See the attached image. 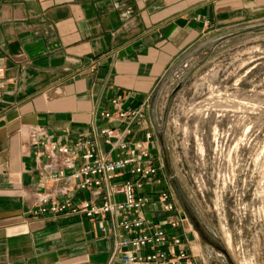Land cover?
Segmentation results:
<instances>
[{"label":"crops","instance_id":"0c3cea01","mask_svg":"<svg viewBox=\"0 0 264 264\" xmlns=\"http://www.w3.org/2000/svg\"><path fill=\"white\" fill-rule=\"evenodd\" d=\"M262 20L264 0H0V264H119L110 261L109 225L102 232L101 221L81 211L31 213L42 197L66 196L49 173L78 163L36 141L91 136L106 150L96 129L122 126L100 114L114 110L110 98L122 109L145 98L150 106L169 69L196 46ZM141 134L134 122L128 136ZM67 196L99 203L104 190L77 188ZM142 213L162 218L157 204ZM180 230L188 249L199 251L184 223Z\"/></svg>","mask_w":264,"mask_h":264},{"label":"rangeland","instance_id":"374dc122","mask_svg":"<svg viewBox=\"0 0 264 264\" xmlns=\"http://www.w3.org/2000/svg\"><path fill=\"white\" fill-rule=\"evenodd\" d=\"M206 41L152 95L158 172L209 264H264V20Z\"/></svg>","mask_w":264,"mask_h":264},{"label":"built area","instance_id":"2783aa9c","mask_svg":"<svg viewBox=\"0 0 264 264\" xmlns=\"http://www.w3.org/2000/svg\"><path fill=\"white\" fill-rule=\"evenodd\" d=\"M204 23L208 20L204 19ZM110 103L114 110H102L100 114L117 119L122 126L96 129L95 134L108 146L106 150L96 148L91 136H79L70 144L46 140L44 136L36 141L49 154H62L64 162L77 158L78 163L69 171L57 169L49 173L51 179L60 182V191L66 196L49 202L47 197H42L31 213L81 211L88 218L101 221L100 231L105 232L109 225L111 262L117 258L119 264H209L198 250L188 249V240L180 230L184 223L182 215L176 210L172 191L164 185L158 172L152 129L144 118L148 98L129 109L120 108L115 97L110 98ZM134 122L142 130L141 137L136 139L128 136ZM123 174L126 175L123 179H114ZM145 185L155 197L145 191ZM77 188L95 192L103 189L104 196L99 203L87 199L73 202L67 194ZM115 194L121 197L113 198ZM149 203L157 204L161 220L154 221L142 213L143 206Z\"/></svg>","mask_w":264,"mask_h":264},{"label":"water","instance_id":"95a60500","mask_svg":"<svg viewBox=\"0 0 264 264\" xmlns=\"http://www.w3.org/2000/svg\"><path fill=\"white\" fill-rule=\"evenodd\" d=\"M206 42H208V41H206ZM206 42H204L203 44H205ZM203 44H201V45H203ZM201 45L196 46L195 49L198 48V47H200ZM184 57H186V56H184ZM157 134H158L157 136H158V138H159V142L161 143V142H162V141H161V134H160V132H158ZM161 144H162V143H161ZM161 155H162V159H163V161H164L165 168L168 170V164H167V158H166V150H165V148H164L163 146L161 147ZM172 183H173V186H174V188H175L177 194H178L179 196H181L180 190H179V188H178L176 182H175L174 180H172ZM192 219L194 220V224L197 226V223H198V222L194 219L193 216H192Z\"/></svg>","mask_w":264,"mask_h":264},{"label":"flooded vegetation","instance_id":"af4514ba","mask_svg":"<svg viewBox=\"0 0 264 264\" xmlns=\"http://www.w3.org/2000/svg\"><path fill=\"white\" fill-rule=\"evenodd\" d=\"M179 198H180V200H181V202H182V204H183V210L188 214V216H189V218H190V220H191L193 226H194L195 229L198 231V233H200L201 235H203L202 228H201V224H200L199 220L197 219L195 213H194V214L191 213L190 210L188 209V207L184 204L183 199H182L180 196H179ZM192 216H193L194 219L198 222V223H197V226L194 224V220L192 219ZM211 241H213V240H211ZM221 250H222L223 254H225V251H224L222 248H221ZM225 255H226V254H225Z\"/></svg>","mask_w":264,"mask_h":264}]
</instances>
